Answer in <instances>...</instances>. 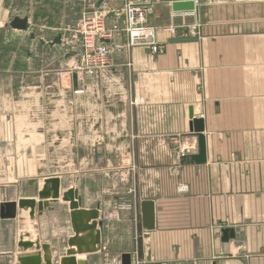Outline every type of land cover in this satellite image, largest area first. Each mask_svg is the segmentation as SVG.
Returning a JSON list of instances; mask_svg holds the SVG:
<instances>
[{
	"label": "crops",
	"instance_id": "obj_1",
	"mask_svg": "<svg viewBox=\"0 0 264 264\" xmlns=\"http://www.w3.org/2000/svg\"><path fill=\"white\" fill-rule=\"evenodd\" d=\"M20 1L0 0V41L15 44L0 60V203L27 198L30 179L36 199L42 181L57 178L60 199L35 212L25 235L17 219L0 221V264L36 253L39 264H61L67 251L87 264H122L123 255L131 264H264V0H196L186 18H173L170 4L194 0H97V9L96 0H73L68 11L65 2L24 0V12ZM126 4L151 6L152 26L185 27L158 34L161 54L137 45L82 83L60 79L80 49L68 52L57 29L79 21L82 6L104 11L110 25ZM14 18L27 29H12ZM32 26L40 37H24ZM184 38L196 40L172 42ZM192 119L204 123L202 165L181 155L198 142ZM69 192L82 227L92 211L130 210L69 246ZM143 203L153 206L150 231Z\"/></svg>",
	"mask_w": 264,
	"mask_h": 264
},
{
	"label": "built area",
	"instance_id": "obj_2",
	"mask_svg": "<svg viewBox=\"0 0 264 264\" xmlns=\"http://www.w3.org/2000/svg\"><path fill=\"white\" fill-rule=\"evenodd\" d=\"M194 6L198 1H193ZM153 8L149 5L126 4L112 13V21L107 25V14L102 10L84 12L75 29L61 30L64 43L67 46H77L80 55L66 65L60 72V79L82 83L97 69L108 68L111 56L115 52H129L137 45H148L153 54H161L163 46L157 42L159 33L174 38L178 29L185 26L167 25L155 27L150 24ZM194 12L173 13V18L193 17ZM120 38L123 41H120ZM198 152L197 142L181 148V155L190 156ZM128 193H133L132 189ZM130 210L129 205H119L109 210L101 211L99 218L102 222H114L120 219L122 212ZM157 264V263H146Z\"/></svg>",
	"mask_w": 264,
	"mask_h": 264
},
{
	"label": "water",
	"instance_id": "obj_3",
	"mask_svg": "<svg viewBox=\"0 0 264 264\" xmlns=\"http://www.w3.org/2000/svg\"><path fill=\"white\" fill-rule=\"evenodd\" d=\"M171 11L174 13H188L194 12L197 13V7L194 6L193 1H174L170 4ZM10 27L14 30L25 31L27 29V20L14 18L12 23H10ZM195 38H184V39H173V43L179 42H187L194 41ZM191 132L197 135L198 140V152L194 155L190 156V160L195 165H202L206 162V147H205V138L203 135L204 132V123L201 119H192L191 122ZM37 183L36 179H30L27 181V198L19 199L16 202H5L0 203V221L3 220H15L17 219L20 223V227L22 228V234L25 235L26 223L34 222L35 212H42L46 210L50 203H55L60 199L59 193V180L57 178H49L44 179L42 181V187L37 192V197L35 199V184ZM74 192H69L68 194H64L62 196V201L70 202V209L72 210V224L76 237L69 241V246H73L76 242V238L81 231L86 230H95L97 226L101 227L102 221L97 222L99 219V211H92L89 214V220H93L94 222L87 227L81 226V218L79 211H75L80 206L79 200L74 202L73 200ZM77 199V198H76ZM142 227L143 229L150 231L154 228V210L151 203H143L142 205ZM229 231H222V241L228 242ZM141 243V241H140ZM95 244H99V232H96ZM20 247L24 250H28L29 247H32V244L24 245L20 243ZM36 249L39 247L35 244ZM47 246H42V251H46ZM86 252H93L92 249ZM73 251H67L66 257L62 259L61 264H87L85 261L76 262L74 258L69 257L73 255ZM40 254L36 253L31 256H22L19 257L20 264H39ZM44 259H46L44 257ZM142 254L140 250V246L138 248L137 260L141 261ZM145 262H150V258L147 257ZM45 264H50V261H44ZM122 264H131V256L123 255L122 256ZM143 264V263H139Z\"/></svg>",
	"mask_w": 264,
	"mask_h": 264
},
{
	"label": "rangeland",
	"instance_id": "obj_4",
	"mask_svg": "<svg viewBox=\"0 0 264 264\" xmlns=\"http://www.w3.org/2000/svg\"><path fill=\"white\" fill-rule=\"evenodd\" d=\"M34 1H36V0H32V2H34ZM48 1V3L50 4V5H52V4H56L57 3V1L59 2V4H61V2H65L64 3V7H65V9H66V11H68V10H70L71 8H72V3H73V0H47ZM96 4H97V0L95 1V9H97L99 6H101L102 7V5H103V3L101 2L100 3V5L98 4L97 6L98 7H96ZM20 7H18V8H21L22 7V10H23V12H24V0H21L20 1ZM63 5V4H62ZM83 5V4H82ZM85 5V4H84ZM87 6V5H86ZM104 6V5H103ZM87 8H84V10H83V6H82V9H81V12H80V15H81V13L82 12H89L90 11V9L89 10H86ZM94 10V9H93ZM22 12V13H23ZM21 12L19 13V14H22ZM79 15V16H80ZM78 19H79V17H78ZM77 23H78V20L75 22V23H64V26H62V27H60L61 29L59 30V29H57V31L56 32H58V33H61V36L60 37H62V32H61V30H66V29H75V27L77 26ZM52 30H54L55 31V29L54 28H52ZM59 30V31H58ZM41 30L40 29H36L35 27H33L32 26V28H30V30H28V33L26 32V33H24L23 35H24V37H28L29 38V33H32V34H34V35H39L38 37H40V35H41V32H40ZM55 32V33H56ZM43 34V33H42ZM3 36L6 38L7 36H6V34H3ZM7 39H5V41H6ZM2 41V40H1ZM1 41H0V60H3V59H5V58H7V56H8V53L11 51V49H12V47H15V44L14 43H12L11 45H8V44H5L3 41H2V43H1ZM23 44V43H22ZM19 45H21L20 43L17 45V47L19 46ZM35 45H33V47H34ZM69 48H67V51L68 52H70V51H72L71 49L73 48V47H70V46H68ZM22 48H24V44L22 45ZM14 50L11 52V53H14L15 52V48H13ZM18 51V50H17ZM22 52H24V50L22 49ZM67 57L69 58V55H67ZM66 67V66H65Z\"/></svg>",
	"mask_w": 264,
	"mask_h": 264
}]
</instances>
